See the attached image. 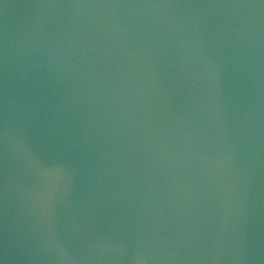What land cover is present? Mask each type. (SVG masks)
<instances>
[{"label": "water", "instance_id": "obj_1", "mask_svg": "<svg viewBox=\"0 0 264 264\" xmlns=\"http://www.w3.org/2000/svg\"><path fill=\"white\" fill-rule=\"evenodd\" d=\"M0 264H264V0H0Z\"/></svg>", "mask_w": 264, "mask_h": 264}]
</instances>
